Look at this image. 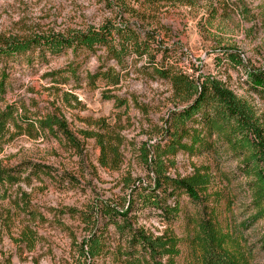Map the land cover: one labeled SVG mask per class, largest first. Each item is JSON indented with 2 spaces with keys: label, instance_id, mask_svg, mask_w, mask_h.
I'll return each instance as SVG.
<instances>
[{
  "label": "rangeland",
  "instance_id": "374dc122",
  "mask_svg": "<svg viewBox=\"0 0 264 264\" xmlns=\"http://www.w3.org/2000/svg\"><path fill=\"white\" fill-rule=\"evenodd\" d=\"M105 25L135 31L150 47L148 56H126L122 66L103 51L0 60V72L7 76L1 106L17 108L19 126L9 124L0 135V168L22 176L14 186H0V264H119L118 233L103 210L125 211L131 203L127 219L133 228L154 237L185 238L181 220L165 225L158 212L140 206L139 196L153 189L154 148L166 144V122L180 109L182 97L153 74L150 58L195 85L205 78L219 81L264 124V102L246 74L264 69V0H0V38L67 37ZM70 67L75 77L68 75ZM107 71L118 77L117 85L88 84L87 75ZM51 116L65 122L70 140L26 129L28 122ZM95 136L118 147L117 169L100 167ZM161 163L167 177L208 176V195L230 209L222 224L245 220L246 179L237 175L238 162L226 151L192 158L179 153ZM191 211L184 201L183 213ZM252 232H245L248 244L257 238ZM29 235L34 245L27 244ZM94 235L103 238L108 251L91 260L79 249ZM254 264H264V255Z\"/></svg>",
  "mask_w": 264,
  "mask_h": 264
},
{
  "label": "trees",
  "instance_id": "16d2710c",
  "mask_svg": "<svg viewBox=\"0 0 264 264\" xmlns=\"http://www.w3.org/2000/svg\"><path fill=\"white\" fill-rule=\"evenodd\" d=\"M149 48L145 43L141 44L136 32L128 27L112 28L105 25L98 30L74 32L67 37L59 35L30 39L2 37L0 60L9 61L27 54L38 58L45 57L46 54L60 56L68 50L73 53L79 50L91 55L103 51L108 59L122 66L126 56L135 55L139 59L147 57ZM230 59L240 65L241 60L238 56L231 55ZM148 63L153 74L168 81L182 97L179 102L180 109L172 112L166 122L167 129L164 133L166 144L154 148L153 189L149 194L139 196L140 206L158 212L160 222L165 225L173 226L181 220L185 238L182 240L167 233L154 237L143 228H133L127 219L133 208L132 203L125 211L105 207L104 215L113 225L119 238L115 258L119 264H178L177 261L181 259L183 264H254L258 255H264L262 120L256 116L246 101L237 98L219 81L205 78L199 85H195L171 70V67H158L154 64L153 58H150ZM59 73L61 72L51 76ZM246 74L250 89L264 102V69H248ZM68 75L76 76L74 67L69 68ZM6 79L7 76L1 71L0 135L7 131L9 124L19 127L18 120L14 118L17 108L13 105L1 106L6 92ZM87 80L92 86L98 81L118 84V77L110 71L89 74ZM26 126L30 131L39 128L52 135L56 133L67 140L71 139L65 122L55 116L28 122ZM95 139L100 152V167L117 169L120 162L118 147H114L111 141L104 137L95 136ZM220 150L226 151L238 162L236 172L239 177L246 179L245 188L249 195L245 220L233 226L230 223L224 225L220 221L230 209L220 197L213 198L208 195L210 188L208 176L195 173L184 178L167 177L165 165L161 163L162 158L174 157L179 153L192 158L216 154ZM21 177L19 172L0 168V186H14L19 183ZM225 178L227 179V175H224ZM169 200L172 203L168 205ZM184 201L192 207V213H183ZM72 211L67 210V213ZM249 230L257 236L250 244L245 235ZM252 234L250 233V236ZM25 238L28 245H34L33 236ZM102 239L94 235L83 244L79 253L91 260L105 254L108 249Z\"/></svg>",
  "mask_w": 264,
  "mask_h": 264
}]
</instances>
